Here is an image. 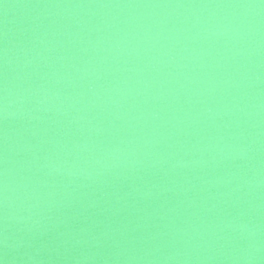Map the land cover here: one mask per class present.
Masks as SVG:
<instances>
[{"label":"water","instance_id":"95a60500","mask_svg":"<svg viewBox=\"0 0 264 264\" xmlns=\"http://www.w3.org/2000/svg\"><path fill=\"white\" fill-rule=\"evenodd\" d=\"M0 264H264V0H0Z\"/></svg>","mask_w":264,"mask_h":264}]
</instances>
